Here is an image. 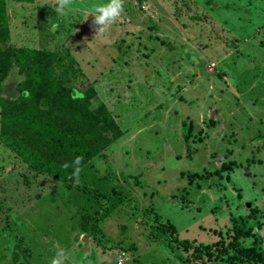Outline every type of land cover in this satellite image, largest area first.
Segmentation results:
<instances>
[{
  "label": "rangeland",
  "instance_id": "374dc122",
  "mask_svg": "<svg viewBox=\"0 0 264 264\" xmlns=\"http://www.w3.org/2000/svg\"><path fill=\"white\" fill-rule=\"evenodd\" d=\"M107 2L6 4V46L62 56L56 74L93 88L122 135L77 186L0 144V264H51L61 248L65 264H198L170 249L165 221L203 244L250 228L243 244L264 251V0H125L124 20L96 35L89 15ZM22 80L13 66L3 95ZM93 191L111 194L101 216Z\"/></svg>",
  "mask_w": 264,
  "mask_h": 264
},
{
  "label": "trees",
  "instance_id": "16d2710c",
  "mask_svg": "<svg viewBox=\"0 0 264 264\" xmlns=\"http://www.w3.org/2000/svg\"><path fill=\"white\" fill-rule=\"evenodd\" d=\"M10 1L33 0H0V144L20 157L29 172L77 186L79 183L72 178L73 167L64 165L82 157L80 168L88 166L122 133L106 106L92 103L96 98L93 88L79 91L66 85L65 71L61 76L56 74L63 61L58 53L6 46L10 36L6 4ZM13 66L23 80L16 85L17 96L10 99L3 95L1 84ZM93 196L102 205L101 216L111 194L101 200L95 192ZM155 228L168 236L172 251L180 247L190 252L187 261L204 264V257H219L225 264H264V251L257 248V239L248 246L243 244L242 238L250 235V228L237 230L228 239L220 234V239L212 244L179 239L169 221L156 224Z\"/></svg>",
  "mask_w": 264,
  "mask_h": 264
},
{
  "label": "clouds",
  "instance_id": "9594fccd",
  "mask_svg": "<svg viewBox=\"0 0 264 264\" xmlns=\"http://www.w3.org/2000/svg\"><path fill=\"white\" fill-rule=\"evenodd\" d=\"M73 5V0H56V6L53 7L57 14H63L70 10ZM125 0H108L107 3L96 5L92 13L91 28L98 34H105L109 32L113 26L121 23L126 15ZM86 19V21L89 19ZM82 157H76L71 165L65 164L64 167H73L72 178H75L76 183H79V173L81 171L80 165ZM66 252L64 249H59L56 255L52 258L51 264H65Z\"/></svg>",
  "mask_w": 264,
  "mask_h": 264
},
{
  "label": "built area",
  "instance_id": "2783aa9c",
  "mask_svg": "<svg viewBox=\"0 0 264 264\" xmlns=\"http://www.w3.org/2000/svg\"><path fill=\"white\" fill-rule=\"evenodd\" d=\"M115 264H124V263H123V259H121V258H116V259H115Z\"/></svg>",
  "mask_w": 264,
  "mask_h": 264
},
{
  "label": "crops",
  "instance_id": "0c3cea01",
  "mask_svg": "<svg viewBox=\"0 0 264 264\" xmlns=\"http://www.w3.org/2000/svg\"><path fill=\"white\" fill-rule=\"evenodd\" d=\"M191 91V89H190V85H188L186 88H183L182 89V92H184V93H188V92H190Z\"/></svg>",
  "mask_w": 264,
  "mask_h": 264
},
{
  "label": "water",
  "instance_id": "95a60500",
  "mask_svg": "<svg viewBox=\"0 0 264 264\" xmlns=\"http://www.w3.org/2000/svg\"><path fill=\"white\" fill-rule=\"evenodd\" d=\"M247 207H249V204L247 205Z\"/></svg>",
  "mask_w": 264,
  "mask_h": 264
}]
</instances>
